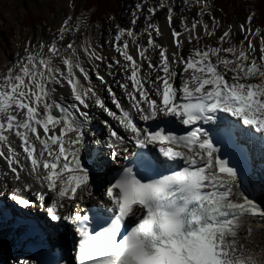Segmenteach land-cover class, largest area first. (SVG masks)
Masks as SVG:
<instances>
[{
	"label": "snow or ice",
	"instance_id": "snow-or-ice-1",
	"mask_svg": "<svg viewBox=\"0 0 264 264\" xmlns=\"http://www.w3.org/2000/svg\"><path fill=\"white\" fill-rule=\"evenodd\" d=\"M195 2L202 5L197 15L206 14V0ZM146 4L140 0L135 5L132 24ZM164 7L173 52L153 37L162 32L150 18ZM147 11V46L137 43L134 29L117 25L113 46L123 59L106 65L123 71L124 79L117 83L127 106L94 69L117 111L92 84L93 69L81 60V51L90 63L105 57L87 42L67 39L80 30L83 19L77 18L73 28L67 17L47 43L26 41L24 54L0 73V160L6 165L0 178L11 183V198L18 205L30 207L34 196L52 221L76 228L78 264H264V247L255 245L254 229L246 221L259 217L264 222V203L242 190L240 169L217 146L231 140L239 151L232 126L217 123L222 116L264 134V37L259 56L250 38L259 29L248 28L239 47H223L231 39L229 29L219 45L195 47L185 57V42L200 44L196 30L201 21L194 18L189 26L182 17L183 32L172 28L173 6L167 0ZM202 27L205 35L214 36L215 17L211 29ZM125 37L131 38L136 56ZM149 49L159 50L155 62ZM60 88L70 89V97L58 96ZM93 104L116 120L124 134L104 121L108 139L91 134L100 152L89 165L88 110ZM212 124L215 136L205 127ZM118 144L124 145L125 158H135V168L123 167L107 183L109 203L102 199L99 204L110 215L92 226V216L78 204L75 212L70 209L77 200L95 198L92 169L102 165L104 147L110 150L108 159L117 162Z\"/></svg>",
	"mask_w": 264,
	"mask_h": 264
},
{
	"label": "rangeland",
	"instance_id": "rangeland-1",
	"mask_svg": "<svg viewBox=\"0 0 264 264\" xmlns=\"http://www.w3.org/2000/svg\"><path fill=\"white\" fill-rule=\"evenodd\" d=\"M82 2L83 0H69L68 3L67 0H0V73L7 71L8 67L17 59L12 58L11 56L12 54H14V51L10 52V42L17 38V36L19 38H22L20 44L17 45L18 50L20 51L19 55L22 56L24 54L25 47V44L23 43L24 40L25 43L27 39L31 40L33 44L39 41L47 43L48 41L45 40L44 35L49 34L55 28V26L57 27L60 20H62L63 18L65 19L69 16L72 17L71 26L73 28H75L78 22L77 18L83 19V26L79 31H76L72 35H70V37L75 39L78 45L90 41L92 46L98 51L100 55L108 54V58H105L104 62H95L99 72L107 71V63L111 62L113 58L116 59L120 57L119 53L113 46V37L118 30L117 25L125 29H134L137 33L136 38L142 39L140 45H147L149 37L147 33L144 32V28L149 22L145 19V17L148 16L147 8L148 6L158 8L161 0H147V4L143 9L144 14L139 17L138 21L135 24L131 23V21L133 20L132 13L135 9V5L140 2V0H116L113 4V12L103 14L94 22L90 20V13L92 12V10H83ZM254 2V0H239V9L237 10V15L234 14L231 18L230 23L225 24L222 20L223 18L221 14L217 9L213 7L212 0H206L208 8L206 14L203 15L205 17L204 22H206L207 25H209V29H211L213 26V17H215L216 24V31L214 36L210 37L205 35L204 33V38L206 39V42L208 44L207 46L211 45L212 43L214 45L211 46L219 45L217 41H220V36L223 35L226 30L231 29V39L229 42L224 44V47H229L230 45H236L237 47H239L240 42L244 40V36L248 35V28H251L253 31L259 29L256 24L257 15L254 8ZM167 3L173 6V16L177 15V24L179 26H181L180 24L182 17L186 18L189 26L191 25V21L194 18L200 17L197 15V13L199 12L202 5L197 4L195 0H188L187 4H185L184 0H167ZM249 16L252 17L250 23L248 20ZM159 21L160 16L158 9L155 15L151 16L150 22L152 24H159ZM241 25H244L245 27L244 32H241ZM137 27H139V31L136 30ZM200 31L203 32V29H199V32ZM164 35L165 34L162 33L157 37L155 32H153V37L155 38L156 42L163 46H165L162 40V36ZM262 37H264V32H262L260 29L258 35L250 37L253 44L256 46L257 56H259L260 39ZM212 38L213 40H211ZM125 39L129 40L130 48L132 46H135L132 45L130 37H125ZM187 45L189 50L185 54H182L185 57H187L190 51L196 47L193 46V42L187 43ZM244 46L247 47V42H245ZM112 47L114 48V52H110V49H112ZM17 54L18 53H16V55ZM81 60L85 62L86 66L92 69L88 64L87 57L82 53V51ZM96 68H93V71L91 72V79H93V76L95 74L94 69ZM118 71L120 73L117 77H120V75L122 74V70L120 69ZM117 77L116 81L110 79L108 83L113 86V89L120 97L121 102L127 105V102L123 98L122 93L116 89V83L120 80L117 79ZM100 94L105 99L107 106L110 109H112V107L114 109L115 106L109 101V94L103 86H101L100 88ZM103 114L106 113L103 112ZM96 118L100 120L99 127L101 128V133L105 132V134L109 135V131L107 130L105 124L102 125V122H104L102 121L103 119L111 124L110 120H107V116L104 117L98 114L96 115ZM98 133L100 132L98 131ZM89 140H91L90 136ZM89 142V147L92 148V143L91 141ZM95 151L97 154H99L100 152L99 149H96ZM105 155L106 151L103 148V157H105ZM9 225H11V223ZM9 230V226H5L3 227V230L0 231V234L5 235ZM3 256L4 257L0 260V263L6 264L8 256Z\"/></svg>",
	"mask_w": 264,
	"mask_h": 264
},
{
	"label": "bare ground",
	"instance_id": "bare-ground-1",
	"mask_svg": "<svg viewBox=\"0 0 264 264\" xmlns=\"http://www.w3.org/2000/svg\"><path fill=\"white\" fill-rule=\"evenodd\" d=\"M68 2H69V0H67V3ZM164 8L165 9H159L160 21H159V24H157V25L160 26V29H161L162 33L165 34L164 36H162V40H163L165 46L167 47L169 52H173V51H176V48H175L174 43H173V37H172L171 29L169 28V25H168V22H167V19H166L168 8L167 7H164ZM162 11H163V14H162ZM69 13H68V16H69ZM197 18L198 17H196L195 19L201 21V25H198L196 31H197V34L202 37V39L200 40V44L199 45H197L196 42L193 41V46L204 47V46H207L208 44L206 42V39L204 38V29L202 27V24H207V23L204 22L205 17L203 15L200 16L198 19ZM65 19L63 18L62 20H60L58 25H57V27L55 26V28L49 34L44 35V38H45L46 41H50L53 33L61 26L62 22ZM177 22H178L177 15L173 16V23H172L171 27L175 28L178 31H182L183 32L184 25L181 22V24H180L181 26H179L177 24ZM191 22H193V20ZM188 25H189V23H188ZM201 28L203 29V32H201V31L199 32V29L201 30ZM136 30L139 31L140 30L139 27H137ZM185 36H187V33H185ZM67 39H73V38L69 36V37H67ZM105 40H106V38H105ZM211 40H213V38ZM21 41H22V38H19L17 36V38H15L12 42H10V52L14 51V54H12V55L10 54V55L14 59H16L18 57L19 53H20V51L18 50L17 45L20 44ZM27 41H28V39H27ZM136 41H137L138 44H140V42H142V39L136 38ZM23 43L25 44V40L23 41ZM87 43L91 44L90 41H88ZM217 43L219 44L220 41L219 42L217 41ZM224 44H223V47H224ZM211 45H214V44L212 43ZM145 46H147V45H145ZM188 50H189L188 45L185 42L181 54H185ZM111 51L114 52V48L113 47H112V49H110V52ZM130 51H131V53L134 56H136V47L135 46H132L130 48ZM158 51L159 50L153 51L152 49H149V53L148 54L150 56H152L153 62H155L158 59ZM16 53H18V54L16 55ZM102 56H104L105 58H108V54L107 55H102ZM116 59L122 61L123 58L120 56L119 58H116ZM88 64L90 65V67L92 69L97 67L95 62L94 63L88 62ZM11 66H12V64L9 67H11ZM118 70H120V69L117 68V67H114L111 70L109 68H107V71H100V74L104 76L106 81H109L110 79L116 81V77L120 73ZM144 70H147V64L146 63L144 65ZM109 71L115 72L116 75L115 76L108 75ZM121 72H122V74L120 75V77H117V79H120L122 81L124 79V73H123V71H121ZM85 83H87V82H85ZM177 83H179V80H177ZM92 84L94 86H96L97 89L100 92V88H101L100 81L96 78L95 74H94L93 79H92ZM116 89L119 90V92L122 93L123 98H124L125 94L122 91V89L118 86V83H116ZM57 95L58 96L59 95H63L67 99L68 97H70V89H68V88H60V89H58ZM109 101L111 102V100H109ZM125 101L128 104V101L126 99H125ZM124 105L127 106L126 104H124ZM112 110L116 111V109L115 108L113 109V107H112ZM88 111H89L90 116L92 117V119L89 122V127H90V130H91L90 137H91V134H95V136H98L99 139H101L103 141H107L109 135L105 134V132L101 133V128L99 127L100 120H98V118H96V115H98V114H100V115H102L104 117L107 116V115L103 114L102 110L99 107L95 106L94 104ZM226 117H227V123L232 126L233 130L234 131L238 130V133L234 132L235 136L236 135L238 136V138H236V139L239 142H241V143H246V144L249 143L250 144L252 141L249 139V134L247 132H245L244 130H240L237 127L236 119L232 118V117H229V116H226ZM107 120H110V122H111L110 125H112L113 128H116L118 131L120 130V133L122 135L124 134L123 129L120 128V125L118 124V122L116 120H114L112 117H109V116H107ZM102 121H105V120L103 119ZM102 125H104L103 122H102ZM240 127L250 128V131L258 132V131L255 130V128L251 129V127L244 126L242 124L240 125ZM106 128L109 131L108 127H106ZM96 130H97V132L99 131L100 133H97ZM253 137L257 138L258 140L260 139V145L261 146L263 145L264 139L262 137H264V134H261L260 132H258V136H253ZM89 141H91V140H89ZM17 143H18V141H17ZM123 146L124 145L118 144V145H116V148H121ZM92 148H97V146L92 144ZM252 148H253L252 145H250V147H249V145H246V149H247L249 155H251L250 149H252ZM88 149H89V151L91 153V156L87 159L86 163L91 165L93 163V160L98 155L91 149V147H89V144H88ZM104 149L108 150L107 153L109 152V149L107 147H104ZM227 152L229 154V158L231 159L232 155L229 153V151H227ZM254 155L255 154L252 155L253 156V160H251L250 173H249L247 179L244 180V181H243V179H240L241 182H242L241 187H242V190H244L246 192V194L249 195L251 198L255 199L258 202L264 203V172L260 169L261 161L260 160H254ZM256 155L258 156L257 158H262V155H260V153H256ZM110 164H112V161L109 162L108 158L105 156L102 165L98 166V167H94L92 169V181H93V184H94L93 191H94V197L95 198H87V197H85V199L83 201L77 200L75 202V204L72 205V207L70 209L71 211L75 212L77 210L76 204L79 205L80 209H82L83 211H86L87 207H89L91 205H100L99 204V200L103 199V200H105V203H109L106 200L105 196H104V191H105L104 187L106 185L105 176H107V174L104 175V173H106L108 171V166ZM5 167H6V165L4 164V162L2 160H0V169H3ZM6 183L8 185L7 188H9V187L11 188L12 187V185H11V183L9 181H5L3 178H0V198H2L3 202L6 203V205H8L9 202H11L13 199L11 197L10 198L7 197V188L3 187V185L6 184ZM30 198L34 199L35 197L34 196H30ZM21 208L22 207H20V208L19 207H15V208H10V209H5V208H1L0 207V223L3 224V225H9L10 223H11V225H13V224L19 223V226H18L19 230L20 229H25V226L21 223V222H23V219H20L17 222H15V220H14V217L16 215H22L21 212H22L23 209H21ZM29 210L26 209V211H29ZM4 211H5V213H4ZM36 211H38V209ZM9 217H11V219H8ZM26 217L28 218V220H26V222L30 223L31 227H33V228H35L36 230H39V231H42V230L46 229V227H47L46 223L44 221H42L41 219H39L36 215L32 214L33 219L30 218L29 216H26ZM34 220H36L38 222V224L35 223ZM246 221H248V223L254 229V232H253V235H252V239L254 240L255 245H258L259 247H264V222H261L259 217H255L254 219H251V220L246 218ZM0 228H2V225H0ZM42 234H43V232H42ZM0 237H5L3 239L4 240V245L2 247H0V260H1L3 258V255L7 254L8 245H11L10 243L13 242L14 238H8L7 235H3V234H0ZM255 245H249V246L252 247V246H255ZM12 253H15V254L13 256H9V259L6 261V264H9V262H15V263H18V264H26V263L30 264L33 261V256L31 254H29V253H27V255L23 254L22 251H12Z\"/></svg>",
	"mask_w": 264,
	"mask_h": 264
},
{
	"label": "trees",
	"instance_id": "trees-1",
	"mask_svg": "<svg viewBox=\"0 0 264 264\" xmlns=\"http://www.w3.org/2000/svg\"><path fill=\"white\" fill-rule=\"evenodd\" d=\"M116 0H83L82 9L85 11L92 10L90 13L91 21L94 22L105 13L114 11V2ZM254 8L256 11L257 26L264 32V0H254ZM239 0H213L214 8L223 17L225 23L231 21L232 16L237 15Z\"/></svg>",
	"mask_w": 264,
	"mask_h": 264
},
{
	"label": "water",
	"instance_id": "water-1",
	"mask_svg": "<svg viewBox=\"0 0 264 264\" xmlns=\"http://www.w3.org/2000/svg\"><path fill=\"white\" fill-rule=\"evenodd\" d=\"M26 255H27V253H26Z\"/></svg>",
	"mask_w": 264,
	"mask_h": 264
}]
</instances>
